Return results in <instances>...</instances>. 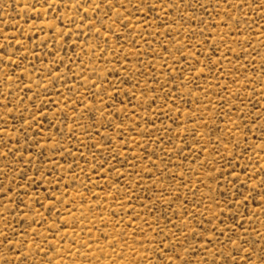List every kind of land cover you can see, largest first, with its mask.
<instances>
[{
  "label": "rangeland",
  "instance_id": "obj_1",
  "mask_svg": "<svg viewBox=\"0 0 264 264\" xmlns=\"http://www.w3.org/2000/svg\"><path fill=\"white\" fill-rule=\"evenodd\" d=\"M0 264H264V0H0Z\"/></svg>",
  "mask_w": 264,
  "mask_h": 264
}]
</instances>
